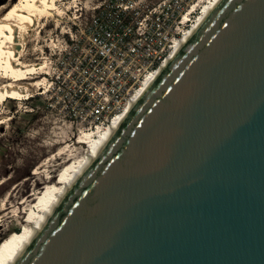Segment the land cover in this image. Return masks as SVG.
<instances>
[{
	"label": "water",
	"instance_id": "water-1",
	"mask_svg": "<svg viewBox=\"0 0 264 264\" xmlns=\"http://www.w3.org/2000/svg\"><path fill=\"white\" fill-rule=\"evenodd\" d=\"M12 264H264V0H217Z\"/></svg>",
	"mask_w": 264,
	"mask_h": 264
},
{
	"label": "rangeland",
	"instance_id": "rangeland-1",
	"mask_svg": "<svg viewBox=\"0 0 264 264\" xmlns=\"http://www.w3.org/2000/svg\"><path fill=\"white\" fill-rule=\"evenodd\" d=\"M19 1L0 0V6ZM207 1L55 0V7L48 11L50 14L40 18L39 27L27 38L25 54L20 59L25 63L44 62L42 51L44 57L49 55L46 46L61 45L60 33L66 26L61 20L76 16L81 6L102 5L111 14L120 8L129 9V17L136 14L142 15L141 18L147 14L151 17V10L153 14L164 12L160 17L161 28L173 38L197 22ZM61 68L48 66L43 69V75L29 74L34 79L24 83L44 80L42 91L31 88V97H6L0 102L3 119L0 124V259L7 256L6 247L25 232L30 210L41 209L37 196L42 200L47 191L52 192L61 183L65 169L87 155L89 145L81 139L83 134L96 130L91 118L61 100L54 76ZM6 76L1 68L0 82L11 83L13 78ZM45 85L49 88L47 91Z\"/></svg>",
	"mask_w": 264,
	"mask_h": 264
},
{
	"label": "built area",
	"instance_id": "built-area-1",
	"mask_svg": "<svg viewBox=\"0 0 264 264\" xmlns=\"http://www.w3.org/2000/svg\"><path fill=\"white\" fill-rule=\"evenodd\" d=\"M128 10L111 14L102 5L81 6L61 20V45L46 46L47 58L42 51L45 67H62L54 75L61 100L91 118L95 129L106 130L127 111L186 32L170 38L161 28L164 12L141 18L129 17Z\"/></svg>",
	"mask_w": 264,
	"mask_h": 264
},
{
	"label": "bare ground",
	"instance_id": "bare-ground-1",
	"mask_svg": "<svg viewBox=\"0 0 264 264\" xmlns=\"http://www.w3.org/2000/svg\"><path fill=\"white\" fill-rule=\"evenodd\" d=\"M216 1L217 0H208L207 3H205L203 12L197 22H195V24L185 32L184 36L176 42L174 52L167 58L165 63L173 57L181 42L187 39L188 35L197 27L203 17L207 15ZM54 2L55 0H20L17 4H12L11 6L9 3L0 6V69H4L5 74L7 75L6 77L13 78L11 83L4 84L3 81L0 82V102L6 97L12 99L15 97H31V88H34L35 91L43 90L42 84H44V80H37L33 83L24 82L34 79L29 77V74L43 75V69H45L44 62L39 64L25 63L20 57L25 54L27 38H30L31 33L39 27V23L41 22L40 18L46 13L47 15L50 14L48 11L55 7ZM164 64H162L161 67ZM161 67L145 81L142 89L134 100H136L142 91L152 82L155 76L159 73ZM47 88L48 86L45 85L44 90L47 91L49 89ZM129 108L106 130L97 128L95 131L83 134L81 139L89 145L87 155L75 162L74 166L65 169L61 176V183L56 185L52 192L47 191L42 200L37 196L36 199L38 202L40 200L39 206L41 209L37 211L33 207L30 210L29 217L26 220L27 227L25 232L6 247L7 256L0 259V264H12L14 262L33 236L35 230L40 227L41 222L45 220L50 212L60 203L66 193L67 187L76 180L79 173L85 167L88 157L94 156L96 149L103 144L113 125L118 124V122L127 114ZM2 120L3 119L0 118V124L2 123Z\"/></svg>",
	"mask_w": 264,
	"mask_h": 264
}]
</instances>
